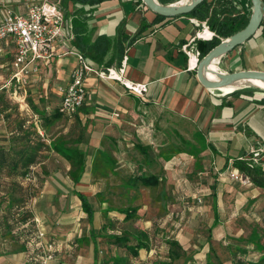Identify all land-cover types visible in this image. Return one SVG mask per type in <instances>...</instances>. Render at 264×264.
<instances>
[{
  "label": "crops",
  "instance_id": "1",
  "mask_svg": "<svg viewBox=\"0 0 264 264\" xmlns=\"http://www.w3.org/2000/svg\"><path fill=\"white\" fill-rule=\"evenodd\" d=\"M43 1L46 0H0V23L6 9L26 15L32 3ZM60 1L65 16V38L57 43L50 60L39 63V74L29 76L27 85L11 83L14 45L5 43L0 54V264H28L27 248L14 235L18 222L25 224L31 220L24 218L28 209L37 215L40 212L48 215L51 209H59L55 203L60 204L61 197H66L63 193L69 189L74 197L75 191L85 195L87 192L80 191L81 182L90 177L94 179L100 209H119L105 198L106 193L124 199L135 194L132 201L140 196V191H145L155 195V208L165 212L177 209V203L185 205V209H203L202 215L211 217L207 223L209 246L214 241L226 244L227 235L237 227L244 232L242 227L249 226L247 239L250 240L254 229L259 227L252 226V222L260 220L259 209H264V188L250 179L246 184L232 180L231 173L239 172L236 163L240 161H250L264 173V90L255 87L231 92L208 90L199 82L197 69L193 70L184 48L194 40L190 46L197 51L198 41L211 40L200 37L204 31L214 34L205 22L188 16L161 19L139 0H110L96 6L69 1L67 7L64 0ZM157 1L170 5L181 0ZM234 1L242 7V21L248 19L253 10L251 0ZM77 10L87 16L91 41L102 36L111 40V48L101 63L95 55L81 51L76 45L73 19ZM121 37L127 40L118 64L114 57L116 42ZM81 54L99 71L120 69L125 63L126 79L146 85L147 93L133 94L117 81L103 80L95 72L90 73L84 106L72 120L61 116L59 90L69 84L70 73ZM219 65L224 73L264 71V22L251 40L224 56ZM55 127L59 129L58 135L51 134ZM72 141L84 153L86 165L77 186L70 176L71 162L62 153ZM34 149L38 153L36 163L23 168ZM135 152L141 157L133 162L129 155ZM257 152L260 155L255 161ZM128 159L136 170L120 179V170L128 165ZM104 165L116 168L105 172ZM142 175H153L158 183L132 185L131 181ZM110 176L119 183L109 181ZM104 180H108V185L100 182ZM31 193L33 201L28 198ZM130 207L135 208L131 205L121 208ZM39 217L43 223L44 218ZM95 222L94 214V222L89 223L93 228L86 230L88 235L86 231L82 235L79 224L59 227L56 231L65 234L64 241L74 240L71 243L74 247H79V242L86 244L94 250L93 264H100L98 238L93 234L102 227H94ZM104 234L108 239L107 233ZM148 238L150 246L149 235ZM64 241H57L61 244L60 252ZM169 241L184 247L177 236L167 238L166 243ZM114 260L111 258L108 264ZM140 260H144L142 255ZM255 260L249 262L259 261ZM162 261H171L169 246L167 258L154 264Z\"/></svg>",
  "mask_w": 264,
  "mask_h": 264
},
{
  "label": "rangeland",
  "instance_id": "2",
  "mask_svg": "<svg viewBox=\"0 0 264 264\" xmlns=\"http://www.w3.org/2000/svg\"><path fill=\"white\" fill-rule=\"evenodd\" d=\"M221 70L222 69H220L219 65V71L223 72ZM8 101L13 107L20 109L18 104L14 103L12 100ZM69 127L70 123L68 122L67 128ZM58 133V127L53 128L51 134L58 135ZM129 156L131 159H133V162L140 159L141 157L137 152L131 153ZM130 164L133 165V163H130L129 161L127 166L123 168L121 167L122 169L120 170L119 176L120 179L130 176L131 173L136 170V166L132 167ZM236 172H234V170L232 171V180H235L233 175H237ZM109 181L115 184L119 183L118 181H115L113 176H110ZM235 181H238L241 184L249 183V181L245 183H242L241 180ZM100 182H102L104 185H108V180ZM111 182H109V185ZM93 184L94 179L90 177L88 181L81 182L82 188H80V191L87 192L84 194L89 197V200L94 207L96 219L94 227H102V230L100 229L99 232L97 231L94 234L90 231V234H93L98 238V259L100 264H105V262L108 263L111 258L116 260L122 258L126 260V262L120 264H154L157 261L167 258V238L172 239L176 236L184 242L183 249L185 252L180 261H175L173 264H206L207 261H210L214 264H231L232 262L234 264H237V262L251 264L249 260H260L262 256H264V209H259V212L261 211L260 213H262V215L259 216V221L255 222L253 218H251L252 221H254L252 222V226L258 225L259 227L254 229L255 232L253 231L254 234L250 240L247 239L250 237V227H242L244 228V232L238 230L240 228L237 227L236 229L231 230V233L227 235L226 244L223 242L219 243L214 241L211 242V246H209L210 244H208L207 240L209 239L210 231L208 230L207 223L209 220L211 221V217L202 215L201 211H203V209H185V205L177 203V209H167L165 212V209L163 210L155 208V195L152 193L140 191V196L136 197L135 200L132 201L131 197H133L135 194L129 197V199H124L120 198L119 195H109L106 193L105 198L110 200L112 206L115 208H121L128 205L133 207L138 206L141 208L139 211L141 218L139 220L125 221L124 217L116 212L108 213L106 209H100L101 205L99 199L97 196H95V192L97 190H95L96 188L94 187L95 185L93 186ZM70 193L71 189L63 193V196L66 197H61L63 201H61L60 204L57 201L58 198L56 199L57 202L55 203V206H57L59 209H51V213L46 216L42 212L39 214L44 218L43 223L46 229V240L54 243L55 247L57 246L55 260L52 262V264H93L95 257L94 250L91 251V249H88L86 244L81 245V242H79V247H74L71 245L74 240L64 241L66 239L65 234L57 233L56 231V229H59V227H64L67 225L75 226V224H79V229L82 230V235H84L86 230L89 231L88 229L90 227L91 229L93 228V226L89 224L86 215L82 212L79 199L76 198L77 196L74 197ZM31 196H34L33 193L28 196V198L33 201L34 197L32 198ZM77 203L79 204L78 206ZM26 213L24 218H30L31 220L39 219L43 226V223L36 212L28 209ZM24 218L22 217V219ZM19 219L21 220V218ZM11 220L14 221L13 218H11ZM87 231L86 234L89 233ZM138 232L148 233L151 240L149 249L150 253L146 254V250H142L139 252V257L137 258L130 255V253L125 249L119 248L113 244V242L107 239L104 234L107 233L109 237L112 235L135 236ZM54 234L56 236H54ZM59 240L64 241V248L61 250V252L63 251V254H60V250L58 251V245H61L60 242L59 244L57 242ZM130 241L131 243H134L132 239H130ZM66 244H68L70 247L66 248ZM249 244H252L253 246ZM140 255H142L144 260H140ZM60 257H62V259ZM216 257H218L220 261H218Z\"/></svg>",
  "mask_w": 264,
  "mask_h": 264
},
{
  "label": "built area",
  "instance_id": "3",
  "mask_svg": "<svg viewBox=\"0 0 264 264\" xmlns=\"http://www.w3.org/2000/svg\"><path fill=\"white\" fill-rule=\"evenodd\" d=\"M192 21L199 24L197 20ZM214 35L212 34L211 39ZM64 38L65 16L60 0L32 3L26 15H17L10 9H6L0 23V54L5 43L14 45L15 58L12 64L11 83L27 85L29 76L39 74V63L50 60L55 53L57 43ZM192 43L184 50L190 63L192 56L196 58V65L193 68L196 70L201 55L199 51L191 49ZM94 72L103 80L121 83L133 94L142 96L147 93L146 85L135 84L126 79L125 63L120 69L110 68L99 71L81 54L78 55L77 66L70 73L69 84L59 90L61 102L58 112L61 116L69 120L77 116L86 99V79L90 73ZM259 155V152L255 153L253 160L256 161ZM236 173L237 175L235 173L233 175L235 180H241L242 183L249 181L245 174L238 171ZM45 232L38 219L30 220L25 224L17 223L14 235L19 237L27 248L28 264H52L55 260L56 247L46 240Z\"/></svg>",
  "mask_w": 264,
  "mask_h": 264
},
{
  "label": "trees",
  "instance_id": "4",
  "mask_svg": "<svg viewBox=\"0 0 264 264\" xmlns=\"http://www.w3.org/2000/svg\"><path fill=\"white\" fill-rule=\"evenodd\" d=\"M69 1H72L75 5L80 4L83 6H96L110 0H64L63 4L65 7H67V3ZM241 12L242 7L237 5L234 0H205L190 14L185 15L197 19L203 23L205 22L210 31L215 34V36L209 41H198L197 51L200 52V60L204 58L212 49L218 46L222 42V40L233 36L234 34L243 30L247 26L251 16L248 19H244L242 21L243 17ZM158 17L161 19H167L166 17L162 16ZM86 21L87 16L83 12L79 10L75 11L73 19V30L76 36V45L81 51L87 52L91 55H95L96 60L101 63L102 61H104L108 54V51L111 48V40L105 36H102L94 41H91V38L87 34ZM126 40V37H121L119 41L116 42L117 50L115 53L117 54L115 55L114 59L118 60V64L121 63ZM88 54L86 55L88 56ZM114 59L111 61V63L114 62ZM70 142L69 146L66 147V152L62 150V153L71 162L70 176L73 181V185L77 186L80 183L82 175L84 174L86 169L85 158L84 153L80 151L78 147L75 146L76 141H72V145H70ZM56 150L59 152L58 146L56 147ZM37 154V150H32L31 154L24 161L22 167H25L27 169L31 164L36 163ZM1 163L2 160L0 161V164ZM104 167L106 169L105 172H113V170L116 168L113 165H104ZM236 168L241 173L245 174L251 180L252 183L261 188H264V173L260 168L254 166L250 161L237 162ZM97 169L98 168L95 165V170ZM131 182L134 186H136L137 184L139 185V183L142 186H152L158 183L157 179L153 175H142L134 178ZM74 195L77 196L81 201V207L83 209V212L87 215L88 222L92 224L94 222L95 211L89 198L77 191L74 192ZM139 211L140 209L138 207L108 209V213L117 212L123 215L125 221L139 220L141 218L139 215ZM108 239L119 248L125 249L127 252L130 253V255L135 258L139 257V252L141 250L150 249L149 238L145 232H138L135 236L112 235ZM130 239H132L134 243H131ZM167 244L169 246V259L171 260L170 263L162 261L156 264H172L174 261H177L184 256L183 248L178 242L169 241ZM122 262L123 261L121 259H117L114 260L112 264H120ZM105 264L108 263L105 262ZM207 264L214 263L209 261ZM255 264H264V256H262V258Z\"/></svg>",
  "mask_w": 264,
  "mask_h": 264
},
{
  "label": "water",
  "instance_id": "5",
  "mask_svg": "<svg viewBox=\"0 0 264 264\" xmlns=\"http://www.w3.org/2000/svg\"><path fill=\"white\" fill-rule=\"evenodd\" d=\"M142 3L153 13L166 17L175 18L190 14L205 0H181L170 5H163L157 0H141ZM253 10L247 26L233 36L222 40L212 49L198 64L196 73L199 82L208 90H226L239 82L261 81L264 83V71H239L234 73H223L219 71V63L227 54L234 51L251 40L261 29L264 20L263 0H251ZM217 69H212L215 65ZM213 75L216 78H212ZM243 87L258 88L253 84H246Z\"/></svg>",
  "mask_w": 264,
  "mask_h": 264
},
{
  "label": "bare ground",
  "instance_id": "6",
  "mask_svg": "<svg viewBox=\"0 0 264 264\" xmlns=\"http://www.w3.org/2000/svg\"><path fill=\"white\" fill-rule=\"evenodd\" d=\"M211 36H212V34L209 31H206L205 33L202 32L201 35H200V37L204 38V39H211ZM190 65L192 66V68H194L195 65H196V58L194 56L191 57ZM212 69H217L216 68V63H215V65L212 66ZM209 76L212 77V78H216L213 75H209ZM246 84H253V85H256L258 88L264 90V83L261 82V81H244V82H239V83L235 84L234 86L227 88L224 91H233V90H236V89H240V87H242V86H244Z\"/></svg>",
  "mask_w": 264,
  "mask_h": 264
}]
</instances>
